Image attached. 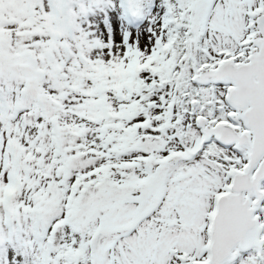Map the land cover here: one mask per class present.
<instances>
[{"label":"snow or ice","instance_id":"1","mask_svg":"<svg viewBox=\"0 0 264 264\" xmlns=\"http://www.w3.org/2000/svg\"><path fill=\"white\" fill-rule=\"evenodd\" d=\"M0 264H264V0H0Z\"/></svg>","mask_w":264,"mask_h":264}]
</instances>
